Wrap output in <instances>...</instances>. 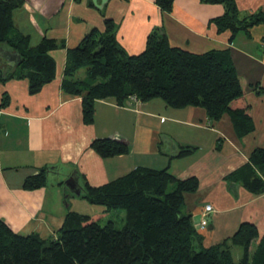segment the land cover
<instances>
[{"label":"crops","instance_id":"1","mask_svg":"<svg viewBox=\"0 0 264 264\" xmlns=\"http://www.w3.org/2000/svg\"><path fill=\"white\" fill-rule=\"evenodd\" d=\"M235 1L242 17L264 11V0ZM225 12L224 3L202 0H175L171 11L162 10L155 0H108L102 9L92 0H26L14 15L16 31L29 35L32 45L48 38L60 46L49 52L56 60V77L35 94L27 79L3 82L2 74L10 69H0V217L18 233L56 236L71 212L60 205L58 176L52 179V189L24 187L26 178L42 167L57 165L60 175L78 170L83 182L99 186L137 166H169L178 178L199 179L198 190L185 194L184 211L192 214L203 246L223 243L249 223L257 229L249 247L251 259L264 238V193H253L227 177L251 164L253 151L264 147V22L252 26L250 33L240 30L232 36L213 22ZM106 18L117 24L118 41L129 54L142 52L156 29L165 31L172 46L194 53L228 50L245 81L244 101L251 106L255 129L240 136L227 113L211 120L202 107L172 108L160 98L129 100L126 105L100 99L94 122L85 123L82 96L62 87L64 69L68 50L92 29L104 32ZM6 92L9 102L3 106ZM147 129L153 132L151 140ZM107 136L122 137L129 153L101 157L91 143ZM183 147L196 149L179 157ZM254 169L264 179V169ZM206 204H212L214 212L203 229L199 225ZM232 253L239 262L244 248L234 245Z\"/></svg>","mask_w":264,"mask_h":264},{"label":"trees","instance_id":"2","mask_svg":"<svg viewBox=\"0 0 264 264\" xmlns=\"http://www.w3.org/2000/svg\"><path fill=\"white\" fill-rule=\"evenodd\" d=\"M25 1L0 0V44L16 49L23 59L1 79H27L30 93L35 94L56 77V60L49 52L60 45L48 38L32 45L29 35L16 31L14 15ZM202 1L225 4L226 12L213 22L219 31L230 30L232 36L240 30L250 33L252 26L264 22V11L240 16L235 0ZM155 2L162 10L171 11L175 0ZM105 25L104 32L94 28L77 47L68 50L64 69L62 87L82 96L85 123L94 122L97 100L114 98L126 105L134 95L144 102L160 98L172 108L199 106L211 120L227 113L240 136L255 129L251 106L244 101L245 81L228 50L194 53L172 46L165 31L156 29L149 34L142 52L129 54L118 41L115 21L106 18ZM83 68L84 78L78 76ZM8 102L6 92L2 105ZM91 147L103 158L130 151L126 141L113 137H98ZM195 149L183 147L178 156ZM250 162L227 179L243 182L253 193H264V179L254 169V165L264 169V147L253 151ZM47 185L49 166L24 182L27 190ZM84 188L82 198L106 207V211L79 214L78 219L70 212L55 237L18 233L0 217V264H264V238L250 259L249 247L257 229L249 223L223 243L203 246L192 214L184 211L185 194L199 188L197 176L181 179L169 166H137L99 186L84 182ZM111 209L127 211L122 227L114 220L102 223ZM234 245L244 248L239 262L232 253Z\"/></svg>","mask_w":264,"mask_h":264},{"label":"water","instance_id":"3","mask_svg":"<svg viewBox=\"0 0 264 264\" xmlns=\"http://www.w3.org/2000/svg\"><path fill=\"white\" fill-rule=\"evenodd\" d=\"M92 1L96 7L101 9L108 2V0H101V3L98 0ZM22 60V55L16 49L6 43L0 44V69L9 68L10 70H15L21 64ZM59 168L57 165L49 166V182L53 181L54 175L58 176L59 183H62L64 203L68 202L69 197L82 198L86 190L80 172L74 170L71 174L60 175L62 170ZM66 205L69 207L70 204ZM209 220L211 221L212 218L210 217Z\"/></svg>","mask_w":264,"mask_h":264},{"label":"rangeland","instance_id":"4","mask_svg":"<svg viewBox=\"0 0 264 264\" xmlns=\"http://www.w3.org/2000/svg\"><path fill=\"white\" fill-rule=\"evenodd\" d=\"M85 74H86V68H83V69H81L78 72V76L82 77V78L85 77ZM158 101H162V100L159 99ZM118 127L120 128V130L122 132V125H120ZM147 130H148V132H146L145 135H147L149 137H146V138L147 139L149 138L151 140V136H152L151 134H153V132H152V130H149V129H147ZM107 137H111V136H107ZM114 138H116V137H114ZM117 139H121L122 140V137H118ZM129 148H130V146H129ZM158 157H160V156H158ZM155 159L156 158H154L152 163L155 162ZM49 183H50L49 187L51 189H52V187H56V186H53L54 185L53 182H49ZM60 201H61L60 205L62 207V210L63 211H66V210L68 211V209H70L71 212H72V215L77 217V219H78V215L79 214L93 215L95 213H100V212L103 213L104 211H106V207L101 206V205L92 204L87 199H83V198H79L78 199L76 197H69L68 202H65L63 204V194L61 193V190H60ZM71 202H72V207H71ZM66 204H70L69 207ZM126 212L127 211L124 210V209H111L110 212L106 213L104 215V218H102V223H106L109 220H114V221H116L118 227H122L126 223V220H127Z\"/></svg>","mask_w":264,"mask_h":264},{"label":"built area","instance_id":"5","mask_svg":"<svg viewBox=\"0 0 264 264\" xmlns=\"http://www.w3.org/2000/svg\"><path fill=\"white\" fill-rule=\"evenodd\" d=\"M130 100H135V101H139V99L132 95L130 97ZM214 212V208L212 206V204H206L205 207H204V213L202 215V218H201V221H200V227L203 228V229H206L210 223V216H211V213Z\"/></svg>","mask_w":264,"mask_h":264}]
</instances>
